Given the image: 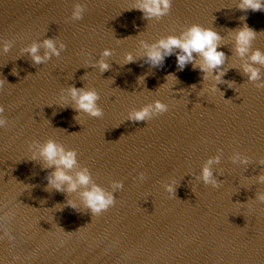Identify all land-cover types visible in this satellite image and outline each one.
Listing matches in <instances>:
<instances>
[{
	"label": "water",
	"instance_id": "obj_1",
	"mask_svg": "<svg viewBox=\"0 0 264 264\" xmlns=\"http://www.w3.org/2000/svg\"><path fill=\"white\" fill-rule=\"evenodd\" d=\"M146 2L0 0V264H264V63L252 60L264 10L169 0L149 15ZM193 24L219 33L222 65L202 72L193 52L181 68L180 48L153 65L151 47ZM73 87L94 90L103 115L78 110ZM156 102L166 111L130 119ZM49 140L74 150L65 172L87 170L88 185L49 183ZM93 186L113 197L99 213L83 195Z\"/></svg>",
	"mask_w": 264,
	"mask_h": 264
},
{
	"label": "clouds",
	"instance_id": "obj_2",
	"mask_svg": "<svg viewBox=\"0 0 264 264\" xmlns=\"http://www.w3.org/2000/svg\"><path fill=\"white\" fill-rule=\"evenodd\" d=\"M163 3L164 7H161ZM169 0H148L142 5V9L149 15H160L167 10ZM241 9L252 11L264 10V0H242L239 5ZM77 17L80 16V9L77 8L75 13ZM255 32L253 29L247 26L241 28L237 33L238 51L243 54L247 51L251 40L254 38ZM220 39L219 33L212 28H204L202 25L193 24L183 37L169 36L166 39H162L158 42V45H153L148 52L149 59L153 65H159L163 62L165 55H171L173 48H180L181 53L177 54V63L182 68L186 63L193 61V52L200 54L203 58V62L199 65L202 72H207L209 69H214L221 66L224 60L223 52L218 51V41ZM47 48H51L55 51L52 40H45ZM33 58L36 63L41 62V57L35 55L37 52V46L33 45L31 48ZM109 51H105L104 55H109ZM127 62L132 61L131 55L127 58ZM253 61L264 63V56L257 51L252 56ZM99 67L101 71H106L109 67L103 60L100 61ZM194 67L196 65L194 64ZM245 71L250 72V79L258 78V70L252 68L250 65L245 66ZM222 75V73H221ZM219 78V76H218ZM3 81H0L2 84ZM72 96L77 99L78 110L88 112L93 116H102V109L96 104L98 94L94 90H84L72 88ZM3 109L0 108V111ZM154 111L164 112L166 107L161 102H156L155 106L147 105L140 110H137L130 114L132 120H144L149 117ZM41 156L45 159L48 166L56 165V170L49 177V183L54 185L57 190L63 191L62 185L68 182L69 191H75L78 185H88L90 182V176L87 170H84L77 174L76 180L65 172V169H71L76 163L74 150L65 151L62 146L57 145L55 141L49 140L41 149ZM212 177V173L208 167H205L203 171V178L208 182ZM264 180V177H261ZM169 191L174 192V188L170 186ZM85 202L93 212L99 213L101 210L108 208L113 203V197L111 195H105L104 191L99 186H93L91 190L83 193ZM264 199V197H261ZM74 206V205H73Z\"/></svg>",
	"mask_w": 264,
	"mask_h": 264
}]
</instances>
